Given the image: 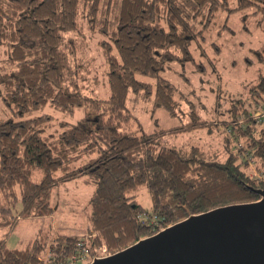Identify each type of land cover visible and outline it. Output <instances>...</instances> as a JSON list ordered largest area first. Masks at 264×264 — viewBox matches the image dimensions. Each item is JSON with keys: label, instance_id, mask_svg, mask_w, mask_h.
I'll list each match as a JSON object with an SVG mask.
<instances>
[{"label": "trees", "instance_id": "16d2710c", "mask_svg": "<svg viewBox=\"0 0 264 264\" xmlns=\"http://www.w3.org/2000/svg\"><path fill=\"white\" fill-rule=\"evenodd\" d=\"M228 1L0 0V41L9 42V62L17 66L2 76L4 102L19 116L46 105L71 115L83 111L77 125L62 123L56 139L43 136L54 123L50 115L0 122V192L6 200L22 196L18 215L1 207L0 227L52 215L58 185L85 176L97 185L88 233L59 235L49 245L41 233L24 249L0 240V264H64L83 237L93 257L101 256L100 248L113 254L190 215L260 199L254 190L264 188V120H255L251 109L264 110V77L249 87L246 99L231 101L229 118L221 123L227 132L223 152L163 145L166 133L213 130L196 111L175 129L138 135L127 106L130 92H142L154 96L156 108L177 115L175 87L161 72L170 61L194 63L191 41ZM245 10L264 16V0H236L230 11ZM81 14L102 37L107 99L81 90L88 73L81 59L85 49L75 37L82 31ZM201 21L204 29L198 31ZM258 54L264 63V52ZM138 76L156 79V85ZM80 153L95 157L77 166ZM36 171L42 172L39 182L32 180ZM144 186L152 213L136 200Z\"/></svg>", "mask_w": 264, "mask_h": 264}, {"label": "rangeland", "instance_id": "374dc122", "mask_svg": "<svg viewBox=\"0 0 264 264\" xmlns=\"http://www.w3.org/2000/svg\"><path fill=\"white\" fill-rule=\"evenodd\" d=\"M228 4V7L217 12L206 30L191 41L194 63L170 61L161 72V76L175 87V98L179 104L177 115H172L163 108H156L154 96L146 97L142 92L129 93L127 106L135 119L131 125L134 133L141 135L175 129L191 122V112L196 111L202 119L212 123L213 130L192 128L184 132L166 133L163 145L176 148L198 146L205 151L223 152L227 132L221 123L229 118L231 101L238 97L246 99L249 87L264 77V63L258 54L264 52V16L253 14L251 10L230 11L236 7V0H229ZM79 23L82 31L75 37L85 49L80 58L88 71L86 76L83 75L81 90L86 95L107 99L110 95L107 65L98 45V40L102 37L89 28L83 14ZM202 29L203 21L197 23V30ZM9 52V42L0 41V122L50 115L54 118V123L44 130L43 136L53 139L63 132L62 123L77 125L83 117V111L78 109L71 115L46 105L23 116L14 113L13 107H9L3 100L2 76L17 68L10 64ZM198 66L204 67V71H200ZM138 79L156 85V79L144 76H138ZM262 108L263 106L251 110L256 113ZM92 157L95 156L80 153L74 164L81 165ZM41 178V171L34 172L33 181L39 182ZM96 189V183L89 176L56 186L52 193V215L21 218L13 227L2 226L0 240H5L9 248L24 249L30 242L41 237V233L43 237L46 235L43 242L48 245L59 235L88 233L90 200ZM21 198V194L17 192L14 200L12 197L6 200L4 193L0 192V212L5 205L12 208L13 216L18 215L22 208ZM136 200L147 213H152V200L147 186L136 193ZM3 220L0 215V222ZM104 249L100 248L101 256L108 255ZM46 255L48 253L44 257Z\"/></svg>", "mask_w": 264, "mask_h": 264}, {"label": "water", "instance_id": "95a60500", "mask_svg": "<svg viewBox=\"0 0 264 264\" xmlns=\"http://www.w3.org/2000/svg\"><path fill=\"white\" fill-rule=\"evenodd\" d=\"M260 199L193 214L87 264H264V188Z\"/></svg>", "mask_w": 264, "mask_h": 264}, {"label": "built area", "instance_id": "2783aa9c", "mask_svg": "<svg viewBox=\"0 0 264 264\" xmlns=\"http://www.w3.org/2000/svg\"><path fill=\"white\" fill-rule=\"evenodd\" d=\"M254 118L257 121L264 120V110L257 111ZM84 240V237L80 238V242L77 244L75 253L64 264H87L94 258L90 249L85 246Z\"/></svg>", "mask_w": 264, "mask_h": 264}, {"label": "crops", "instance_id": "0c3cea01", "mask_svg": "<svg viewBox=\"0 0 264 264\" xmlns=\"http://www.w3.org/2000/svg\"><path fill=\"white\" fill-rule=\"evenodd\" d=\"M80 235V234H79Z\"/></svg>", "mask_w": 264, "mask_h": 264}]
</instances>
